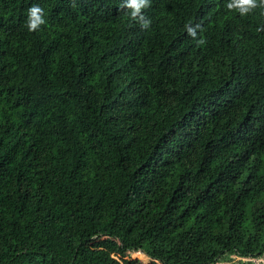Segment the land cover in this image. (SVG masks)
<instances>
[{"label": "trees", "instance_id": "trees-1", "mask_svg": "<svg viewBox=\"0 0 264 264\" xmlns=\"http://www.w3.org/2000/svg\"><path fill=\"white\" fill-rule=\"evenodd\" d=\"M226 4L0 0V264L264 260V8Z\"/></svg>", "mask_w": 264, "mask_h": 264}, {"label": "clouds", "instance_id": "clouds-1", "mask_svg": "<svg viewBox=\"0 0 264 264\" xmlns=\"http://www.w3.org/2000/svg\"><path fill=\"white\" fill-rule=\"evenodd\" d=\"M125 6L131 10L129 15L136 20L141 27H148L150 20L143 15L141 10L149 6V0H125ZM226 6L228 9H236L240 15L243 16L258 6L264 8V0H227ZM44 23L43 10L38 5L34 4L27 10V30L30 32L35 31ZM185 28L187 33L195 38L197 35L196 30L199 28V25L192 26L186 24Z\"/></svg>", "mask_w": 264, "mask_h": 264}, {"label": "rangeland", "instance_id": "rangeland-1", "mask_svg": "<svg viewBox=\"0 0 264 264\" xmlns=\"http://www.w3.org/2000/svg\"><path fill=\"white\" fill-rule=\"evenodd\" d=\"M132 259L135 260H141L142 262H144L145 264H150L152 261L149 257H147L146 255H144V253L142 252H138V253H134L131 255ZM255 263V264H264V260H243V259H235L234 262H232V264H241V263Z\"/></svg>", "mask_w": 264, "mask_h": 264}]
</instances>
